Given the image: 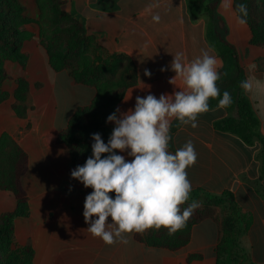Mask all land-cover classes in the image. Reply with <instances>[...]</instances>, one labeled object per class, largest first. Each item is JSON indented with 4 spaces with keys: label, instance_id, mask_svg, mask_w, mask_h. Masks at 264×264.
<instances>
[{
    "label": "crops",
    "instance_id": "1",
    "mask_svg": "<svg viewBox=\"0 0 264 264\" xmlns=\"http://www.w3.org/2000/svg\"><path fill=\"white\" fill-rule=\"evenodd\" d=\"M64 1L82 22L86 34L96 39L104 56L124 55L134 66L137 84L113 105L110 114L117 108L121 112L134 109L137 96L153 94L159 98L161 94L171 95L183 90L179 78L173 84L169 82L175 76L170 64L177 53H183L184 62H189L199 56L202 49L209 50L218 60L221 78L227 69L231 76L235 75V64L233 68L228 64L232 58L223 59L208 40V11L205 9L193 16L190 0ZM215 1V14L225 21L227 40L240 49L243 37L247 40L246 47L249 46L251 34L244 35L248 26L237 22L234 0H230L229 8L224 7L229 0H208L205 4ZM27 6L31 8L27 13L37 18L36 1L31 0ZM157 14L159 23L152 19ZM251 49L255 55L259 53L258 47ZM23 52L29 56L25 71L30 83L28 115L19 118L12 109L17 88L15 80L4 82L3 89L11 95L0 105V136L9 133L29 156V169L22 184L29 196L30 216L15 220L17 245L34 248V264H159L160 261L178 264L183 253L177 258L169 256L166 250L136 241L134 233L126 235L127 243L118 241L107 245L87 232L90 225L84 221L83 206L92 189L71 178L76 166L68 148L56 140L58 134L67 129L75 111L91 104L96 90L78 84L67 71H53L38 34L24 43ZM260 56H264V52ZM247 66L246 77L251 88L246 94L261 121L259 132L264 137V73L255 60ZM164 67L168 70L161 72ZM145 69L151 72V77L144 75ZM37 84L41 86L38 88ZM228 115L226 108L216 107L199 115L197 127L182 125L174 135V150L169 148V151L174 154L187 141L193 142L198 155L195 165L186 170L192 185L190 200H226L241 208V219L243 215L252 219L248 230L239 221L241 254L247 263L264 264V180L260 179L261 162L257 159L262 144L257 141L248 146L239 137L216 130L215 122ZM106 120L99 127L105 143L115 126ZM117 154L124 155L126 160L132 159L127 152ZM256 181L262 189L250 185ZM16 206L14 195L0 190V216L14 211ZM220 238L221 213L217 210L215 217L193 228L187 251L188 254L200 252L203 259L191 264H216ZM208 252L211 254L207 255Z\"/></svg>",
    "mask_w": 264,
    "mask_h": 264
},
{
    "label": "trees",
    "instance_id": "2",
    "mask_svg": "<svg viewBox=\"0 0 264 264\" xmlns=\"http://www.w3.org/2000/svg\"><path fill=\"white\" fill-rule=\"evenodd\" d=\"M51 2L56 0H50ZM208 0H190V11L193 16H198L205 9L209 14L208 40L215 47L223 59L233 58L235 61V78L237 84L233 90H228L223 83L218 81L221 97L210 99V109H215L219 98L227 90L233 103L226 109L229 115L215 122L216 130L230 133L239 137L243 143L253 146L257 141L262 144L259 154L261 162L260 179L264 180V137L260 135L261 121L253 107V104L241 88V81L247 80L245 70L240 64L238 50L234 44L226 39L225 22L215 14L216 1L206 5ZM44 0H38L41 16L33 20L25 15V9L19 0H0V105L8 100L9 95L2 90V84L10 76L4 68L3 60L19 63L22 67L26 65L27 55L22 51L23 44L33 38L29 30L31 23L37 22L41 25V39L43 47L48 56L51 69L55 72L67 70L77 83L91 85L96 88V96L89 106L79 107L68 122V127L57 136V143L65 145L76 167L83 165L88 157L92 155L93 133H99L101 121L105 120L113 105L119 103L125 96L127 90L137 84V74L129 58L124 55H114L111 59L101 63H95L86 51V46L94 42L92 37H87L82 25L72 28L74 34L73 43L67 51L61 50L55 44V38L64 31V21L72 23L70 14L57 9L59 23L55 30L48 32L45 24L49 23L52 14L47 12L49 5ZM50 3V2H47ZM244 3L247 6L248 16L246 24L251 30L250 44L264 48V0H234V11L238 16L237 5ZM54 4V3H53ZM52 4V5H53ZM57 4V3H56ZM55 6V5H54ZM79 29H78V28ZM86 36V37H85ZM46 41H49L46 44ZM80 53L81 62L76 65L73 55ZM112 60L118 64L127 61V67L122 70L120 79L107 82L101 76L106 73ZM264 66V57L260 61ZM128 82L122 83V81ZM17 88L14 92L15 103L13 111L19 118L28 115L27 101L30 92V84L24 77L17 80ZM182 125L173 119L170 128L171 140L169 148L174 150V135ZM29 169V156L17 141L7 132L0 136V190L10 192L17 201L14 211L5 212L0 216V264H34L35 250L31 245L20 246L16 243L15 220L17 218H28L30 216L29 196L23 187L22 178ZM113 195L114 194H110ZM225 195H229L225 193ZM225 206L221 214V238L216 247V264H257L247 263L246 257L241 254L239 240L242 230L239 221H242L248 230L252 219L248 215H239V208L230 201L223 200ZM205 205L206 209H196L187 221V225L174 235H169L166 229L159 231L147 230L140 234L135 233L136 241L153 248H166L177 251L187 246L192 238L195 224L214 216V211ZM215 204V203H214ZM187 206H181L183 209ZM203 255L200 253L190 254L186 260L187 264L200 261Z\"/></svg>",
    "mask_w": 264,
    "mask_h": 264
},
{
    "label": "clouds",
    "instance_id": "3",
    "mask_svg": "<svg viewBox=\"0 0 264 264\" xmlns=\"http://www.w3.org/2000/svg\"><path fill=\"white\" fill-rule=\"evenodd\" d=\"M224 7H231L230 0ZM237 10L241 14L237 22L244 25L247 6L241 3ZM152 19L159 23L160 16L153 15ZM170 68L175 76L169 82L173 84L179 78L183 90L159 98L153 94L137 96L134 109L121 112L117 108L106 120L115 125L108 142L100 133H93L92 155L71 171L72 179L92 189L83 206L84 221L90 225L86 230L107 245L127 243V234L150 229L163 228L174 235L186 227L200 207L192 201L181 208L192 191L186 170L195 165L198 154L191 140L174 154L170 152V128L173 119L197 127L199 115L211 110L210 99L221 97L219 63L209 50L202 49L189 62H184L183 53H177ZM144 75L151 77V72L145 69ZM240 86L251 88L248 80L241 81ZM232 103L231 94L225 90L217 107L227 108ZM117 152H127L132 159L126 160Z\"/></svg>",
    "mask_w": 264,
    "mask_h": 264
},
{
    "label": "rangeland",
    "instance_id": "4",
    "mask_svg": "<svg viewBox=\"0 0 264 264\" xmlns=\"http://www.w3.org/2000/svg\"><path fill=\"white\" fill-rule=\"evenodd\" d=\"M20 3L22 4V2L26 3L28 5V2H31V0H19ZM36 1V8L34 7V9L36 10L37 9V13H38V17L37 18H33L31 17L28 13H27V9L28 11H31V8L30 6L28 7L27 5H23L22 6L24 7L25 9V15L33 20H38L41 16V10L39 8V5H38V0H35ZM44 2H46L45 4L49 5V7L46 8L47 12L51 13L52 14V17L50 22L49 23H46L45 24V29L48 30V32H50L51 30H55L58 26V23H59V16L57 14V9H59L60 11H63V12H66L68 14H70L71 16V20H72V23L69 22V21H64L63 24H62V28H64V31L62 33H60L59 35L57 34L56 36H54L55 38V44L61 49V50H64V51H67L71 44L73 43V38L74 37V34L71 32L72 31V28L73 26L75 25V22L77 23V26L79 25H82L83 28H84V25L82 24V22L76 18L73 13L71 12V10L67 7L66 5V2L64 0H56V3L54 1H50V0H44ZM47 2H50V3H47ZM54 3V4H53ZM53 4V5H52ZM55 5V6H54ZM236 13V12H235ZM237 15V13H236ZM237 17H239L237 15ZM225 22V21H224ZM246 24V23H245ZM247 25V24H246ZM248 26V25H247ZM78 28V27H77ZM249 28V27H248ZM41 25L38 24L37 22H34V23H31L29 25V30L33 33V38L38 34L39 35V39H40V43H41V47H42V50L43 52H45L46 56H47V52L45 50V48L43 47V44H42V39H41ZM79 29V28H78ZM84 32H85V28H84ZM247 33L244 35H247L249 32L251 34V30L249 29L248 31H246ZM85 35L88 37V35L86 34L85 32ZM225 35H226V28H225ZM252 35V34H251ZM85 36V37H86ZM89 37H92L94 42H90L87 44L86 46V51L88 53V55L92 58V60L95 62V63H101L103 62L104 60H108V59H111L112 56H104L101 52V48L99 47L96 39L93 37V36H89ZM32 38V39H33ZM32 39L28 40V41H31ZM227 39V38H226ZM27 42V41H26ZM49 41H46V44H48ZM241 44L240 45V49H237L238 50V53H239V57H240V64L242 66V68L245 70V73L247 74V64L250 63L251 61H257V67L258 69L264 73V66L260 63V61L263 59L264 56H260L261 52H264V48L262 47H258L259 49H256L258 50V54H253L252 53V46L249 42V46L246 47V43H247V40L245 38L242 37V41L240 42ZM24 45V44H23ZM243 47V48H242ZM256 47V46H255ZM22 51H23V48H22ZM27 55V54H26ZM255 56H258V59H256ZM48 58V56H47ZM1 59V58H0ZM28 61H29V56L27 55V62H26V65L24 67H22L19 63H16V62H12L10 60H3V65H4V68L5 70L7 71V73L9 74L10 78L7 79V80H16L19 78V77H24L27 79L26 75H25V71H26V67H27V64H28ZM73 61L77 64H79L81 62V56H80V53H75L73 55ZM228 64H230L229 67H234V64H235V61L234 59L232 58L231 61H228ZM111 66L106 69V73L103 74L101 76V78H103L104 80H106L107 82H113L117 79H120V76L122 74V70L125 69L127 67V61H124L122 63H117L116 61L112 60ZM13 66L14 68L16 67V71L13 69ZM231 68V69H232ZM64 71H67V70H64ZM19 72V73H18ZM68 72V71H67ZM233 72V71H232ZM69 73V72H68ZM18 75V76H17ZM71 76V75H70ZM72 77V76H71ZM235 78V75L234 77L231 76L229 74V70L227 69L224 73V75L222 76V78L220 79V82L223 83V86L228 89V90H233L234 89V86L237 84V80L234 79ZM28 80V79H27ZM75 80V79H74ZM6 81V80H5ZM4 81V82H5ZM128 78L126 79V81H122V83L124 82H128ZM3 82V84H4ZM29 82V80H28ZM3 84H2V90L4 92H6L9 97L11 95V93H9V91H6L3 89ZM17 84V82H16ZM30 84V83H29ZM78 84H82V83H78ZM83 85H86V86H89V87H92L96 90L95 87L91 86V85H87V84H83ZM41 85L40 84H37V87L39 88ZM97 93V91H96ZM96 96V95H95ZM95 98V97H94ZM9 99V98H8ZM93 101V100H92ZM92 103V102H91ZM3 104V103H2ZM1 104V105H2ZM89 106V105H88ZM85 107V106H84ZM113 107V106H112ZM111 107V108H112ZM110 113H111V109H110ZM229 113V112H228ZM110 115V114H109ZM107 119V118H106ZM105 119V120H106ZM104 121V120H103ZM102 122V121H101ZM100 127V126H99ZM100 133V131H99ZM101 134V133H100ZM101 137L102 139L104 140L102 134H101ZM174 141V140H173ZM105 142V141H104ZM261 152V151H260ZM259 152V154H260ZM259 154L257 155V159L259 160ZM260 182L256 181V182H253V183H250L251 186H253L255 189H262L261 186H259ZM192 201H197L199 204H200V207H198V209H206L205 208V205L207 204L208 201H211V204L208 206L209 209L213 210L214 211V216H216V212L217 210H220V213L222 214V208L225 206V203H223L222 200H217V199H210V198H207L200 201L199 198L198 199H193V200H189L185 205H182V206H188V204H190ZM215 203V204H214ZM239 208V207H238ZM239 215L241 217V208H239ZM211 218V217H209ZM200 223V222H199ZM199 223L195 224L198 225ZM252 223V222H251ZM194 226V227H195ZM193 233V231H192ZM135 234V233H134ZM192 239V238H191ZM191 242V241H190ZM143 244V243H142ZM145 245V244H144ZM188 246V245H187ZM187 246H185L184 248L180 249V250H177V251H171L169 249H166V248H154V249H160V250H166L168 255L169 256H172V257H178V256H181V253H183V255L181 256L182 258H179V263L178 264H187L186 260L188 258V256L190 254H194V253H189L188 254V248ZM148 247V246H147ZM153 248V247H152ZM166 251H163V252H166ZM195 253H200V252H195ZM202 254V253H200ZM211 253L208 252L207 255H210ZM159 264H164L163 261H160Z\"/></svg>",
    "mask_w": 264,
    "mask_h": 264
}]
</instances>
